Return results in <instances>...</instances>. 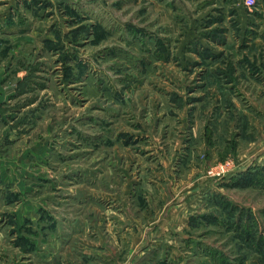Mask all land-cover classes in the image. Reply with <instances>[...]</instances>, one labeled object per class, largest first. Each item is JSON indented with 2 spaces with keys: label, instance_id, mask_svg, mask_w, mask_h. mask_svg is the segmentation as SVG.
Here are the masks:
<instances>
[{
  "label": "rangeland",
  "instance_id": "1",
  "mask_svg": "<svg viewBox=\"0 0 264 264\" xmlns=\"http://www.w3.org/2000/svg\"><path fill=\"white\" fill-rule=\"evenodd\" d=\"M3 100L0 264H264V0H0Z\"/></svg>",
  "mask_w": 264,
  "mask_h": 264
},
{
  "label": "trees",
  "instance_id": "2",
  "mask_svg": "<svg viewBox=\"0 0 264 264\" xmlns=\"http://www.w3.org/2000/svg\"><path fill=\"white\" fill-rule=\"evenodd\" d=\"M257 179H259L257 174H246L243 176V178L237 179L235 184H237V185H248L252 182H256Z\"/></svg>",
  "mask_w": 264,
  "mask_h": 264
},
{
  "label": "crops",
  "instance_id": "3",
  "mask_svg": "<svg viewBox=\"0 0 264 264\" xmlns=\"http://www.w3.org/2000/svg\"><path fill=\"white\" fill-rule=\"evenodd\" d=\"M12 96H13V94H12ZM10 97H11V94H10ZM7 101V100H6ZM5 102V100H3V101H1L0 102V108H1V105H2V103H4ZM1 111V110H0Z\"/></svg>",
  "mask_w": 264,
  "mask_h": 264
}]
</instances>
